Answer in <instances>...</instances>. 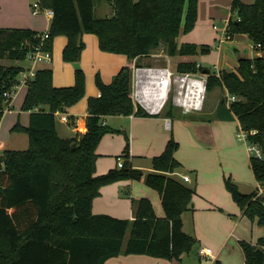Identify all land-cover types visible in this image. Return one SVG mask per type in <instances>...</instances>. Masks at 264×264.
<instances>
[{
  "label": "trees",
  "instance_id": "1",
  "mask_svg": "<svg viewBox=\"0 0 264 264\" xmlns=\"http://www.w3.org/2000/svg\"><path fill=\"white\" fill-rule=\"evenodd\" d=\"M37 1L42 9L53 12L43 49L51 52L54 37L66 35L65 60L80 59L84 33L95 34L101 50L124 54L131 61L150 57L160 46L169 57H194L211 48L208 44L177 42L182 31L194 26L196 0H105L112 13L99 18L94 15L95 0ZM231 9L236 17L229 19L226 32L248 35L261 54L239 57L235 69L208 72L205 89L209 92L218 85L235 96L229 109L247 132L249 142L261 151V156H250L257 189L244 193L230 179L226 184L243 215L264 227V0H232ZM40 34L31 28L0 27V59L24 62L40 43ZM206 69L194 59L175 63V71L181 74ZM22 70L21 63L0 64V116L8 103L3 93L17 83ZM52 77L50 67L38 68L21 105L22 110L30 111L29 123L23 126L17 122L12 127L28 135V147L4 151L0 264H104L120 254L181 260L198 243L184 230L182 218L193 209L196 190L172 176L181 167L174 156L178 142L173 136L164 150L152 157L153 171L145 173L128 160V136L124 133L126 145L117 156L125 158L123 167L96 174V148L101 138L121 132L105 124L104 117L152 115L132 99V68L123 66L109 84L96 75L100 96L88 99L87 131L69 138L58 134L55 113L66 111L84 96V72L76 68L75 83L66 87L54 86ZM176 110L170 95L159 115L174 116ZM123 179L143 180L156 189L164 216L158 217L152 202L144 197L132 199L131 219L94 214L92 202L100 195V188ZM240 245L245 264H264V236L256 243L241 240Z\"/></svg>",
  "mask_w": 264,
  "mask_h": 264
},
{
  "label": "crops",
  "instance_id": "2",
  "mask_svg": "<svg viewBox=\"0 0 264 264\" xmlns=\"http://www.w3.org/2000/svg\"><path fill=\"white\" fill-rule=\"evenodd\" d=\"M36 1L37 0H0V27L31 28L41 33L47 31L50 27L53 14L49 13L48 9H41L38 12H34L32 5ZM103 11L105 13L108 12V10L106 9ZM229 19L224 29L225 38L224 39L220 38V43L224 41L225 43H228V44L235 43V45H232V47H234L237 51H239L243 49L242 45L246 44L245 42H248V39H249L251 44L254 46V43L246 34L237 33V34L228 35V33L226 32V28H227ZM82 38L85 43V46H84V49L82 51V55L80 58V66L83 67L84 70H86L87 72L86 74L89 76L88 77V87L90 91L88 93L89 94L88 98L87 97L83 98L77 104L66 108V112L68 113L69 118H70L69 122H62L59 118H57L56 126H57L58 134L64 138L73 137L75 135H81L87 131L86 117L88 115V99L90 97H97L99 93L98 87L97 88L96 86L93 87L94 85L93 81H94V78L96 80L97 74L100 76V78L105 84H109L113 80L114 76L119 72V70L123 66H130L132 70L134 71V60L132 61L129 60L124 54L107 52V51L101 50L98 45V38L95 34L84 33ZM67 41H68V38L66 35L60 34L56 36V39L53 41L52 51H51L52 53L51 62L52 63L56 62L57 57L59 58L61 48L67 44ZM177 42L179 44L194 43V42L181 41L180 35L177 38ZM158 50H159V53L157 52V54H152V56L153 55L154 56L163 55V57L166 58V62H164V64L162 65H159L158 67H168L171 70V67L169 64H167V61L169 63L170 62L176 63L175 60L180 61V60L192 59V57H186V56H183V58H181L180 56L169 57L167 53L165 52L164 46H160L157 49H155V51H158ZM222 51L221 53L217 54V63L215 64V66L217 67V73L226 67H230L231 69L237 68L238 59L241 56L239 55L238 58L235 60V57L230 56L228 53L222 54ZM260 54L261 52L258 51L257 55L255 56H258ZM55 56H56V59H55ZM148 59L149 57L147 58V60ZM144 61H146L145 58L142 59L143 65H144ZM21 65L28 66L29 64L26 63V64H21ZM198 65L202 66V64H199V63ZM40 67H50V66L42 64L40 65ZM52 74H53V71H52ZM72 80H73V71L71 70V68H68L64 75L60 76L59 74H56V75H53L52 77L53 85L56 87L71 86L73 85ZM23 88H26L25 89L26 90L25 94H26L27 88H28L27 85L21 84L18 87V90L21 91ZM174 104L176 106V109H177L176 112L178 114L180 112L184 114L191 112V111L186 112L185 109H183L182 106L177 102L176 98H175ZM200 105H201V101L198 102L197 107L193 109L199 110ZM179 110L181 111L179 112ZM11 111L12 109H10L9 112ZM159 113H150L152 114L150 116L109 115V116L104 117L103 122L113 127V125H115L113 119H116V118L125 119L124 126L125 128L129 130L128 132H129L130 141H131L130 142L131 149L134 152L133 155H136V154L141 155L139 151L143 150L144 152L145 150L146 153L151 154L154 157L156 155H159L164 150L169 140L168 133L172 129H174V124L172 122L171 117H165V116L159 115ZM29 115H30V111H29ZM229 115L232 118L233 116H235V114L232 111H230ZM235 118L237 117L235 116ZM166 120L170 121L169 126H166ZM225 121L227 120L219 119L213 123H215L217 130L222 131L223 127L225 128V126L227 125V122ZM238 122L239 121L237 119L236 123ZM28 123H29V117L27 121L21 123V125L26 126L28 125ZM213 123L212 122L211 123L202 122L200 124H197L195 122L193 123L189 122L188 120H182V121L177 120L175 124V128L177 129L182 125L183 126L191 125V124L198 125L199 139L209 142L214 139L213 134L208 129ZM238 125H240V123H238ZM116 129H119V128H116ZM108 134H114V133H108ZM0 143H2V145H0V151H2L3 150L2 148H4L3 152L9 149L22 150L28 147L29 139L26 133L13 131V134H11L10 138L5 141V143L7 144L6 147H4V143L1 142V140H0ZM135 144H137L138 146L134 148ZM135 150H137L138 153H136ZM96 152L98 154V157L96 159V174H102V172L105 173L109 169L117 167V166H114V163L112 161L107 160L108 163L106 162L107 163L106 164L104 158H102V156H104L107 153V143L103 145L98 144L96 148ZM205 152H208L209 154L205 155L204 158L201 160L198 159V161H194V160L187 159L183 155H180L178 151H176L174 156L181 163V167L177 169L176 171H174L172 173V176H175L179 180L183 181L185 184H188L189 182L192 181V178L189 173H185L183 171L186 170V167H189L188 168L189 171H191L197 179L196 191L198 190L199 192L204 194V196L210 197L209 195L211 194L212 191L209 190L208 185L211 184L212 186H214L215 183L217 184V186L220 185V182H219L220 181L219 180L220 179V168L217 165V163L213 160L214 157L212 155L214 154L212 153V151L206 150ZM115 156L117 157L118 155H115ZM128 160L131 162L134 168L141 169L145 173L153 171L151 168V163L148 167L140 164L139 162L134 163L133 159H131L130 157V154L128 156ZM200 162H202L203 164H201ZM197 171H199V173ZM183 175H188L189 180L185 181L182 177ZM133 180L134 179H127V181L119 180V181L102 186L100 188V195H98L97 197L93 199L92 212L94 214H109L111 216L118 217V218H130V219L133 218L132 199H135V198L131 197L132 198L131 200L129 198H126L128 194L131 195V194H134L133 192H135V188L133 186ZM139 181L140 182L138 183L140 184H138L139 188L137 190L140 192V194L136 196L138 198H142V197L148 198L153 204L155 214L158 217H163L165 213H164V209L161 204L160 196L158 195L156 196L150 191L142 190L143 187H145L143 185H147V184L143 180H139ZM205 181L207 183H205ZM131 185L133 186V188ZM258 187H259V184L257 182L256 189ZM195 196L196 195H194L192 199L193 209L191 211H186L182 215L183 227H184V223L186 222L185 218H186L187 213L195 211V206H194ZM219 206H222V205L220 204ZM241 215L244 217L242 211H241ZM237 221L235 220L236 224H237ZM225 226H226V223H224L223 220H209L205 222L204 225H198V226L196 225L195 236L199 242V247L197 248V252L199 248L201 247H209L212 253L211 257H213V260L210 262V264H215V262L217 261L222 264H238L233 260V255L231 252L236 251V253L238 254L240 253V251L243 252L242 247L240 245V241L245 240V241H249L252 243H256L259 237L264 236V235L259 236L257 240L255 241L253 240V236H252L250 240H248V238H246L245 236L233 235L231 231L230 232L227 231ZM198 256L200 257L199 254ZM182 263L184 264V255L182 256L181 260L177 261V260H168V259L160 258V257H154V256L147 255V254H128V255L120 254L118 256L107 259L104 264H182ZM188 264H191V262L188 261ZM244 264H245V257H244Z\"/></svg>",
  "mask_w": 264,
  "mask_h": 264
},
{
  "label": "rangeland",
  "instance_id": "3",
  "mask_svg": "<svg viewBox=\"0 0 264 264\" xmlns=\"http://www.w3.org/2000/svg\"><path fill=\"white\" fill-rule=\"evenodd\" d=\"M231 1L232 0H196L197 12L194 26L190 31H182L180 33L181 41L194 42L198 45H201L203 43L212 45L210 46L211 48L208 53H199L198 55L192 57V59L197 60L199 64H202L204 68L209 69L213 74L215 72L217 73V67L215 66V64L217 63V54L221 53L222 50V54L228 53L230 56L235 57V60L238 58L239 55L254 58L259 51L251 44L249 39L248 42H245L246 44L242 45L243 49L239 51L232 47V45H235V43L228 44L225 43V41L220 43V38H225L224 29L226 27L228 19L236 17V12L232 11L231 9ZM242 1L246 3H251L254 0ZM105 9L108 10V12L105 13L103 11ZM111 12L112 7L107 1L95 0L94 15L96 17H104L105 15L111 14ZM55 39L56 36L54 37L53 41ZM65 46L66 45L61 48L59 58L57 57L56 59L55 56V63L51 62V64L47 63L45 65L50 66L53 71V75L59 74L60 76L64 75L68 68H71V70L73 71V84L75 83L76 68L80 67L83 70L85 79V94L78 101L80 102L83 98H88V93L90 91L88 87L89 76L86 74V70H84V68L80 66V59L78 61H70L64 59L63 50ZM157 52L159 53V50L154 51L153 54H157ZM180 57L183 58V56ZM145 59L146 61H144V64L150 66L152 65L154 67H158L159 65H162L164 64V62H166V58H164L163 55H151L148 60L147 58ZM177 61L178 60H175V62ZM20 63L26 64L28 62L0 59V64L4 65H15ZM167 64L170 65L171 70L173 71V78H176V76L184 75L175 71V63H169L167 61ZM226 68L228 69L230 67ZM207 76V73L200 70L195 74L191 73L188 78L203 81L204 87L206 88ZM93 84V87L96 86L97 88L95 78ZM187 85V82L181 83L179 80H173L171 89L169 90V93L167 95V102L170 95L172 96L173 103L175 101V97L179 95V92L185 95V92L188 89ZM25 89L26 88H23L21 91H19L17 88V91L12 96L9 106H7V108L12 109V111L9 112V110L8 112H5L0 121V140L4 143V147L7 146L5 141L10 138L11 134H13V125L17 122L21 124L27 121L29 117V111L21 109L23 97L26 91ZM227 96L230 98L231 94H229L226 90H224L221 86L218 85L212 91L209 92H207L205 89V91L203 92V97L201 98V105L199 107V110L191 109V112L187 114H184L180 112L181 110H179V114L177 113L174 116H170L174 124V129H172L168 133V138L173 136L174 140L178 142V148L176 151H178L180 155H183L189 160L198 161V159L201 160L204 158L205 155L209 154L208 152H205L206 150H211L214 154L212 155L214 157L213 160L217 163L220 168V185L217 186L216 183L214 184V186H212L211 184L208 185L209 190L212 191L209 195L210 197L204 196V194H202L198 190L196 191V196L194 198L195 211L187 213L185 218L186 222L184 223V230L187 231L189 234H192L196 238V225H204L205 222L209 220H223V222L226 223L225 228L227 229V231H231L233 235L245 236L246 238H248V240H250V238L253 236V240L255 241L259 236L264 235V227L259 225L256 220H251L250 218L245 216L243 217L241 215L240 207L233 200L232 195L229 189L227 188L226 184V181L230 179L239 187L240 191L244 193H249L257 187V180L252 170L250 161V156L256 155L254 151L252 153L249 152L247 147L248 145L252 144L249 142L247 136H242L241 126L238 125L239 122L236 123L237 118H235V116H233L232 118L229 115L231 110L229 109L230 101L227 99ZM222 99L226 100L225 104L221 103ZM196 100L197 102L199 101L198 97H196ZM195 107H197L196 104ZM182 108L184 109V107ZM219 119L227 120L225 121L227 122V125L225 126V128L223 127L222 131L217 130L215 123H213ZM113 120L115 123L113 127L119 128L121 132L114 134L107 133L101 138L99 145L107 143V153L102 156V158H104L105 160V163H108V161H112L114 163V166H117L118 159L115 155H119L123 152L126 145L124 133H126L128 136L129 154L131 159H133L134 163L139 162L140 164L148 167L151 163L153 155L146 153L145 150L144 152L143 150L139 151L141 155H133L134 152L131 149V141L128 132L129 130L124 126L125 119L116 118ZM177 120H188L189 122H195L197 124H200L202 122H212L213 124L208 129L213 134L214 139L209 142L205 140H200L198 134V125H182L176 129L175 124ZM0 145H2V143H0ZM136 146L138 145L135 144L134 148ZM2 149L4 150V148ZM135 151L136 153H138L137 150ZM121 159L124 160L125 158L121 157ZM200 163L203 164L202 162ZM188 168L189 167H186V170L183 171L185 173H189L192 178V181L189 182L187 185L195 188L196 190L197 179L195 175L191 171H189ZM197 172L199 173V171ZM123 181H127V179H123ZM138 182H140L138 179L133 180L135 192H133L134 194L131 195L128 194L129 197L127 196L126 198H129L130 200L132 199L131 197H134L135 199L138 198L136 196L140 194V192L137 190L139 188L138 184H140ZM205 183L207 182L205 181ZM143 186L145 187H143L142 190L150 191L154 195L159 196V193L156 189L148 187L147 185ZM220 204L222 206H219ZM235 220H238L237 224L235 223ZM128 235L129 233L126 234V237ZM198 247L199 242L194 246L191 252L184 254V264H188V261H190L191 264H210V262L213 260V257H211L212 255L209 257H199L197 252ZM231 253L233 255V260L236 263L244 264V255L242 251H240L239 254L236 253V251Z\"/></svg>",
  "mask_w": 264,
  "mask_h": 264
},
{
  "label": "built area",
  "instance_id": "4",
  "mask_svg": "<svg viewBox=\"0 0 264 264\" xmlns=\"http://www.w3.org/2000/svg\"><path fill=\"white\" fill-rule=\"evenodd\" d=\"M34 12L40 11L42 8L38 1L34 2L32 5ZM48 12L53 14V12L48 9ZM49 35V30L42 32L40 34V43L35 45L33 49L28 53L27 59L25 61L28 62V66H23V70L20 73L19 79L17 83L12 87L10 91H6L3 93L6 101L8 103L5 105L3 109V114L0 116V121L5 112H8L10 108L9 106L13 94L16 92L17 88L20 86L19 84H25L28 86V82L32 80L40 65L50 63L52 60V53L50 50L43 49V42L45 38ZM260 45H258L259 47ZM191 73H184L183 76H176L173 78V71H171L168 67H154V66H142L140 68H134V78L132 81V91L131 96L134 103L138 106H141L144 110L149 113H159L162 111L166 101L169 90L171 89L172 81H183L187 82V90L184 94L179 92L175 98L177 102L184 107L185 111H191V109L196 108L191 105L186 104V100L188 98L190 79L188 78ZM182 83V82H181ZM19 85V86H18ZM100 96V93H98ZM160 96V98H158ZM228 100L231 102L235 100V96L228 97ZM57 118H59L62 122H69L70 118L66 111H57ZM170 125V121L166 120V126ZM242 136L246 137L247 132L242 129ZM248 149L250 153L254 151L256 156H261V151L255 145H248ZM4 152L0 151V169L3 168L4 165ZM125 160V159H124ZM124 160L118 158L117 166L123 167ZM185 181L189 180L188 175L182 176ZM198 254L200 256H211V249L209 247H201L198 250Z\"/></svg>",
  "mask_w": 264,
  "mask_h": 264
},
{
  "label": "bare ground",
  "instance_id": "5",
  "mask_svg": "<svg viewBox=\"0 0 264 264\" xmlns=\"http://www.w3.org/2000/svg\"><path fill=\"white\" fill-rule=\"evenodd\" d=\"M183 82V81H181ZM205 91L204 82L200 80L190 79V86H189V93L188 99L186 100L187 105H191L195 107L197 106L198 102L201 101L203 97V92ZM196 97H198L199 101L197 102ZM160 98V96L158 97Z\"/></svg>",
  "mask_w": 264,
  "mask_h": 264
},
{
  "label": "water",
  "instance_id": "6",
  "mask_svg": "<svg viewBox=\"0 0 264 264\" xmlns=\"http://www.w3.org/2000/svg\"><path fill=\"white\" fill-rule=\"evenodd\" d=\"M142 59H143L142 57H137L136 59H134V68H140L143 66ZM204 72L208 73V72H210V70L206 69V70H204ZM72 146H74V144H72Z\"/></svg>",
  "mask_w": 264,
  "mask_h": 264
}]
</instances>
